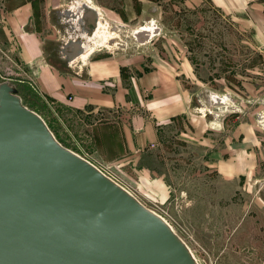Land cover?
<instances>
[{
    "label": "rangeland",
    "instance_id": "rangeland-1",
    "mask_svg": "<svg viewBox=\"0 0 264 264\" xmlns=\"http://www.w3.org/2000/svg\"><path fill=\"white\" fill-rule=\"evenodd\" d=\"M45 1L57 50L65 47L70 55L67 43L79 39L72 27L77 22L64 11L93 3L101 13L88 10L80 26L93 34L101 20L110 34L92 56H133L135 73L147 64L166 66L193 93L190 110L161 128L156 157L149 160V174L163 181V189H140L135 175L101 169L160 215L197 264H264V47L255 46L251 31L240 30L209 0ZM0 7L9 8V1L0 0ZM143 27L150 35L137 32ZM16 53L0 38V82L13 86L63 146L81 153L73 130L27 76ZM248 131L253 170L222 175L218 162L229 156L227 140Z\"/></svg>",
    "mask_w": 264,
    "mask_h": 264
},
{
    "label": "water",
    "instance_id": "water-1",
    "mask_svg": "<svg viewBox=\"0 0 264 264\" xmlns=\"http://www.w3.org/2000/svg\"><path fill=\"white\" fill-rule=\"evenodd\" d=\"M144 36V35H143ZM0 82V264H196L130 192Z\"/></svg>",
    "mask_w": 264,
    "mask_h": 264
},
{
    "label": "crops",
    "instance_id": "crops-1",
    "mask_svg": "<svg viewBox=\"0 0 264 264\" xmlns=\"http://www.w3.org/2000/svg\"><path fill=\"white\" fill-rule=\"evenodd\" d=\"M8 1L10 7L0 22V38L4 46L16 47L27 76L53 100L55 112L83 149L79 154L100 168L135 175L134 184L140 189H163V181L149 174V160L156 157L161 128L190 110L193 93L174 71L154 62L135 73L133 56L120 52L95 56L92 52L83 59L85 39L80 22L72 26L73 32H80L79 39L72 37L67 43L71 56L65 47L57 50L46 1ZM209 2L234 18L240 30L251 31L255 46L264 47V0ZM140 65L138 62L137 67ZM198 123L197 130L201 127ZM242 134L241 139L227 140L224 154L229 156L218 162L224 176L253 170L251 134Z\"/></svg>",
    "mask_w": 264,
    "mask_h": 264
},
{
    "label": "bare ground",
    "instance_id": "bare-ground-1",
    "mask_svg": "<svg viewBox=\"0 0 264 264\" xmlns=\"http://www.w3.org/2000/svg\"><path fill=\"white\" fill-rule=\"evenodd\" d=\"M88 10H92V11H95L96 10V11L99 12V14L101 13L100 10H99V8H97V6L94 5L93 3H90V5H84L82 3H77L75 6L67 9L64 14H65V17L69 19V21L80 22V24H81V23L84 22V17H85V15H86V13H87ZM81 30H82L83 38L85 39L83 41V46L85 47V51L83 52L84 53L83 54V57H84L83 59H85V57L88 56L90 53L96 51V48H95L96 45H101L103 43H108V37H109V34L110 33L107 30L106 24H104L101 20H98L97 21L95 31L93 30L94 31L93 34L90 33L86 28H82ZM139 30H141V31H139ZM139 30L137 32L143 33L144 36L149 35L146 31L150 32V28L143 27V28H141ZM106 33H107V35H106ZM75 153L78 154L79 156H81L82 158L86 159L90 163H92L90 160H88L87 158H85L81 154H79L77 152H75ZM92 164H94V163H92ZM96 167L98 168V166H96ZM118 184L120 186H122L120 183H118ZM148 210L150 212H152L153 214H155L157 217H159L170 228V226L168 225V223L160 215H158L154 211H151L150 209H148Z\"/></svg>",
    "mask_w": 264,
    "mask_h": 264
},
{
    "label": "built area",
    "instance_id": "built-area-1",
    "mask_svg": "<svg viewBox=\"0 0 264 264\" xmlns=\"http://www.w3.org/2000/svg\"><path fill=\"white\" fill-rule=\"evenodd\" d=\"M149 35H150V32H151V30H150V32H148V31H146ZM104 174H106L107 176H109L106 172H104L100 167H98ZM110 177V176H109ZM110 178H112V177H110ZM113 179V178H112ZM114 180V179H113Z\"/></svg>",
    "mask_w": 264,
    "mask_h": 264
},
{
    "label": "flooded vegetation",
    "instance_id": "flooded-vegetation-1",
    "mask_svg": "<svg viewBox=\"0 0 264 264\" xmlns=\"http://www.w3.org/2000/svg\"><path fill=\"white\" fill-rule=\"evenodd\" d=\"M0 9L2 10V11L0 12V15H2V14L6 11L7 8H2V7H0Z\"/></svg>",
    "mask_w": 264,
    "mask_h": 264
},
{
    "label": "trees",
    "instance_id": "trees-1",
    "mask_svg": "<svg viewBox=\"0 0 264 264\" xmlns=\"http://www.w3.org/2000/svg\"><path fill=\"white\" fill-rule=\"evenodd\" d=\"M22 100V99H21ZM23 102V101H22ZM50 128V127H49ZM52 131V130H51Z\"/></svg>",
    "mask_w": 264,
    "mask_h": 264
}]
</instances>
